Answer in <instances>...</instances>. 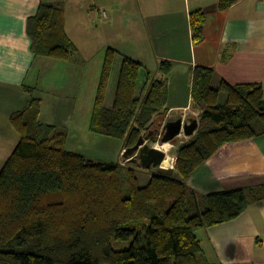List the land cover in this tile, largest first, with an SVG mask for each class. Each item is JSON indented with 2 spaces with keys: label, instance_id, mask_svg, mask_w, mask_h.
Returning a JSON list of instances; mask_svg holds the SVG:
<instances>
[{
  "label": "trees",
  "instance_id": "trees-1",
  "mask_svg": "<svg viewBox=\"0 0 264 264\" xmlns=\"http://www.w3.org/2000/svg\"><path fill=\"white\" fill-rule=\"evenodd\" d=\"M234 2L220 0L218 9ZM204 21L202 11L190 15L194 45L203 41ZM27 35L35 56L70 61L77 51L60 5L40 4ZM158 72L157 78L107 48L89 132L123 139L121 152L147 135L167 112L174 67L164 60ZM190 99L199 112L198 130L178 147L174 174L156 171L145 186L133 168L123 175L118 164L67 150V133L40 121V99L31 97L11 114L18 142L0 167V264H204L196 232L237 219L257 194L235 189L198 195L187 182L222 146L264 134V83L230 85L213 68L195 66ZM113 241L128 247L115 250Z\"/></svg>",
  "mask_w": 264,
  "mask_h": 264
},
{
  "label": "crops",
  "instance_id": "crops-1",
  "mask_svg": "<svg viewBox=\"0 0 264 264\" xmlns=\"http://www.w3.org/2000/svg\"><path fill=\"white\" fill-rule=\"evenodd\" d=\"M219 2L0 0V167L16 143L10 135V115L22 110L34 97L33 76L48 64L41 60L44 57L32 53L27 35L28 19L37 14L40 4L62 7L65 33L76 50L77 41L67 25L68 12L73 9L82 14V19L85 15L87 31L94 36L92 43L87 41L90 47L99 42L102 48H112L144 66L149 57H154L153 67L164 60L173 67L184 65L168 82L167 117L192 108L190 91L185 104L175 103L170 95L173 84L188 74L191 89L195 66L213 68L217 79L230 85L264 83V0H235L223 11L218 9ZM197 11L204 13L205 21L203 41L194 45L190 15ZM61 97L54 100L49 114L45 112L49 103L35 97L40 99V121L68 134H79L82 128L78 129L75 119L77 104L66 101L69 95ZM187 185L198 195L256 189L258 201L252 202L241 216L201 229L196 236L204 264H264V134L222 146L196 170Z\"/></svg>",
  "mask_w": 264,
  "mask_h": 264
},
{
  "label": "rangeland",
  "instance_id": "rangeland-1",
  "mask_svg": "<svg viewBox=\"0 0 264 264\" xmlns=\"http://www.w3.org/2000/svg\"><path fill=\"white\" fill-rule=\"evenodd\" d=\"M83 15V19H84ZM82 14L76 10H70L68 12L67 20H68V32L69 34L76 39L77 41V50L74 58L70 61H56L49 58H41L43 61H47L48 64L44 66V69H40L41 73H35V77L33 76V84L35 87L33 96L44 99L45 102L49 103L46 105L45 112H52V104L54 100H60V96L66 97L69 95V99H66L67 102L76 103V114L75 119L78 123V129L82 128L79 134H68L67 146L66 149L73 151L86 159H89L94 162L100 163H112L118 164L122 168V174L125 175L129 168H133L135 171V176L138 181L139 186H145L148 182L150 176L156 172V169L150 168L148 170L142 169L139 166H135L136 164L128 163L123 158V152H121L124 147V140L118 138H107L98 135L91 134L88 130V125L90 121V115L92 112V108L94 106V100L96 95V90L99 83L100 72L103 65L104 54L107 46L102 48V45H99V42L94 43V46L90 47V43L93 42L94 36L91 35L89 30L87 31V27L85 26L86 21L82 18ZM92 18V17H91ZM92 22L96 24L93 20ZM90 38V39H88ZM89 41V44L87 41ZM82 41L85 42L83 45ZM82 42V43H81ZM89 45V47H88ZM134 58H142L144 57H134ZM148 63L146 68L151 72L152 75H155L157 78L159 77L158 66L153 67L152 62L154 61V57H149L147 59ZM150 62V63H149ZM117 67V66H116ZM116 67L112 73V78L110 82L113 84V78L116 71ZM180 65H176L174 67V72L172 74L180 73L183 69ZM75 72L72 74L71 71ZM171 76V77H172ZM190 74L185 75L184 78H181V82L173 84L171 89H173V93L170 95L172 101L178 104H185L188 98V91H190ZM111 91V88L110 90ZM31 94V93H29ZM65 95V96H64ZM110 93L108 94V98L110 97ZM73 98V99H72ZM167 113L157 117L154 120L151 131L159 129L162 130L164 124L169 121H175L181 117L182 119L188 118H196L199 119V112L195 111L193 108H189L185 111H179L171 113L167 116ZM50 119V116L46 117ZM87 123V127H86ZM11 137H15V145L18 142L17 133L11 129ZM62 131V130H61ZM159 135H154L151 139L154 141L148 142L150 146L156 145L158 148V137ZM188 141L184 135H181L179 140L171 144V149L169 150V156L171 158V167L175 166V158L178 147ZM12 146V143H10ZM13 146V148L15 147ZM126 149V148H125ZM13 150V149H12ZM124 151V150H123ZM12 152V151H11ZM175 168V167H174ZM128 189V184L126 181L122 183V192L125 195ZM257 193L255 188H251ZM112 247L115 250L126 249L128 247V243L125 242H112Z\"/></svg>",
  "mask_w": 264,
  "mask_h": 264
},
{
  "label": "water",
  "instance_id": "water-1",
  "mask_svg": "<svg viewBox=\"0 0 264 264\" xmlns=\"http://www.w3.org/2000/svg\"><path fill=\"white\" fill-rule=\"evenodd\" d=\"M199 119L179 118L175 121L166 122L160 131L159 129L149 131L147 135L140 136L137 142L123 151V158L126 162L136 164L142 169L148 170L150 168L156 169L157 173L172 176L174 174V167H163L162 164L166 158L165 149H160L156 145L150 146L148 142L154 135H159L158 146L163 148L165 145L176 143L181 135H184L188 140L191 139L199 126ZM169 151V149H166Z\"/></svg>",
  "mask_w": 264,
  "mask_h": 264
},
{
  "label": "bare ground",
  "instance_id": "bare-ground-1",
  "mask_svg": "<svg viewBox=\"0 0 264 264\" xmlns=\"http://www.w3.org/2000/svg\"><path fill=\"white\" fill-rule=\"evenodd\" d=\"M160 149H165V151H166V158H165V160H164V162H163V164H162V166L163 167H171V158H170V156H169V151L168 150H166V149H171V146H169V145H165V146H163V148H160Z\"/></svg>",
  "mask_w": 264,
  "mask_h": 264
},
{
  "label": "flooded vegetation",
  "instance_id": "flooded-vegetation-1",
  "mask_svg": "<svg viewBox=\"0 0 264 264\" xmlns=\"http://www.w3.org/2000/svg\"><path fill=\"white\" fill-rule=\"evenodd\" d=\"M179 118H181V117H179Z\"/></svg>",
  "mask_w": 264,
  "mask_h": 264
}]
</instances>
